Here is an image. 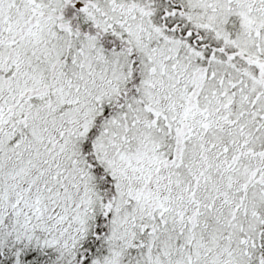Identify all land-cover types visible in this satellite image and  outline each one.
Wrapping results in <instances>:
<instances>
[{"label":"snow or ice","instance_id":"1","mask_svg":"<svg viewBox=\"0 0 264 264\" xmlns=\"http://www.w3.org/2000/svg\"><path fill=\"white\" fill-rule=\"evenodd\" d=\"M0 264H264V0H0Z\"/></svg>","mask_w":264,"mask_h":264}]
</instances>
